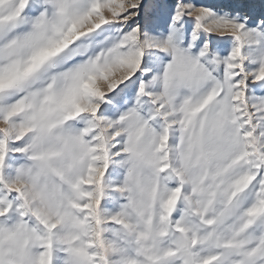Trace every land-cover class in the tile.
<instances>
[{"label": "snow or ice", "instance_id": "6c2138e0", "mask_svg": "<svg viewBox=\"0 0 264 264\" xmlns=\"http://www.w3.org/2000/svg\"><path fill=\"white\" fill-rule=\"evenodd\" d=\"M0 264H264V0H0Z\"/></svg>", "mask_w": 264, "mask_h": 264}]
</instances>
